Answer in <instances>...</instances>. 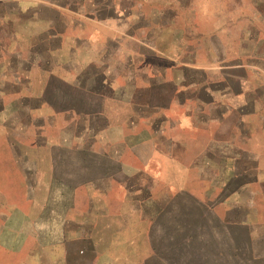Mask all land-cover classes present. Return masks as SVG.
Masks as SVG:
<instances>
[{
    "label": "crops",
    "instance_id": "1",
    "mask_svg": "<svg viewBox=\"0 0 264 264\" xmlns=\"http://www.w3.org/2000/svg\"><path fill=\"white\" fill-rule=\"evenodd\" d=\"M181 1L0 0V152L19 163L26 199L35 170L24 161L29 149L53 147L106 159L84 168L91 178L52 181L58 190L47 202L59 205L53 210L52 220L58 221L53 248L64 246L63 258L66 244L77 238L92 254L89 264H140L146 259L169 264L163 247L171 242L154 243L160 237L158 219L165 214L152 190L157 180L115 179V172L138 169L120 164L118 148L117 160L108 159V141L119 140L122 129L131 134L124 139L138 138L139 126L147 129L143 139L149 141L151 158L165 163V173L196 170L197 181H207L211 188L203 202L183 191L189 186L184 180L165 182L166 190L179 187L198 209L207 204L211 215L228 203V216L220 221L228 228L241 227L248 241L258 228L252 197L241 195L264 185V38L251 31L235 37L234 22L220 13L216 21L200 25L193 19L191 0ZM180 16L184 27L174 24ZM194 138L200 146L189 153ZM97 145L103 147L100 152ZM178 150L191 160L176 162ZM238 156L251 163L238 164ZM158 170L163 172L160 164ZM110 188L124 192L117 210L120 226L105 243L93 231L98 230L96 217L109 215V207L97 201L100 207L93 208L92 203ZM79 189L92 194L80 220L74 206ZM144 222L147 234L141 229ZM262 230L257 238L264 237ZM142 231L148 247L143 256L133 250ZM235 243L230 240L233 259L241 251ZM248 247L243 251H251Z\"/></svg>",
    "mask_w": 264,
    "mask_h": 264
},
{
    "label": "rangeland",
    "instance_id": "2",
    "mask_svg": "<svg viewBox=\"0 0 264 264\" xmlns=\"http://www.w3.org/2000/svg\"><path fill=\"white\" fill-rule=\"evenodd\" d=\"M184 2L189 4V0L181 1V3ZM121 3L124 2L121 1ZM191 4H193V19L200 25L204 23L208 25L213 20L216 21L218 19L216 14L220 13L221 17L225 18L226 16L234 22L235 28L232 30V35L235 37L239 38L245 31L247 33L251 31L253 36L264 38V0H191ZM141 10L146 16L148 15V6L144 5ZM174 24L184 27L185 18L180 16ZM136 129L135 133L138 138L124 139L131 134L127 132L128 130L122 131V129L119 132V140L114 138L108 141L109 152L114 155H110L108 159L117 160L115 152L120 149V164L129 169H138L135 172H115V179L120 181L133 179L145 183L157 180V187L152 189L155 195L153 196L157 198L159 206L165 210V214L158 219L156 234L159 232L160 237L156 239L157 241L154 239V243L157 242V246L160 243L165 245V242H170L168 234L174 237L170 240L175 243V251L172 250L170 244L166 243L167 246L163 247L167 249L164 254L169 257V264H173V262L175 264H264V237H258V239L256 236V232H260L262 229L264 232V185L253 187L252 195L246 193L241 195L242 199H246L247 196L252 197L253 221L258 224V228H254L251 233L252 241H248L244 239V230L241 227L230 226L228 228L224 225L226 222L220 221L219 218L228 216L230 208L228 203L215 208L212 211L213 215L207 209V204L204 208L201 207L202 210L197 208L192 199L203 202L207 198L208 191L211 190L209 183L207 181L198 182L197 178L200 175L196 170L183 175L175 170L165 173V163L151 158L149 141L143 139L144 135L148 134L147 129L144 126H139ZM101 142L103 143V141ZM199 144L200 142L194 138L188 146L189 153L197 149ZM102 148L101 145H97L95 150L100 152ZM68 153L53 147L29 149V154L25 156L24 161L28 162L30 169L35 170H33L34 182L28 192L29 199H26L27 195L23 192L25 186L22 185L19 163L17 164L15 158L10 161L0 152V229L11 231V235H1L3 232L0 233V264H51L54 260L64 261L62 264H89L92 254L89 253L84 241H79L76 238L67 243L68 252L64 258V246L60 244L58 248H53V231L58 223V221L52 220L53 210L59 208V205L52 204L51 201L47 202V197L53 196L58 190V188H52L53 180L64 182L72 178L77 180L91 178V173H86L85 169L91 165L105 164L106 159L99 155H84L79 152L69 155ZM191 158V155H180L179 150L176 152V156H173L176 162L182 163L190 161ZM242 162L251 163L249 157L238 156V164ZM159 164L163 172L158 170ZM7 167H10V172H6ZM98 173L96 171L92 175ZM128 174L134 176L131 177ZM241 174L243 175V173L237 172V175ZM181 180L189 185L188 189H183V191H186L192 199L186 196L185 198L179 187H170L168 190L164 187L165 182L167 184L170 181L181 183ZM129 189L141 195L147 194L143 188ZM61 190L62 194H67V189L61 188ZM123 192L118 188H110L107 193L103 194L106 197L93 200V208L100 207V203L109 207V215L96 217L98 230L93 231V233H99L105 243L108 240L110 242L114 230L120 226L121 221L117 216V210L120 208ZM91 196L92 194H87L85 190L80 189L75 194L74 206L78 212V220L85 218L84 213L90 206L87 200ZM44 199L45 203H42ZM97 201L100 203H96ZM188 215L189 217H187ZM107 226L108 228H106ZM147 226L148 224L144 222L141 227L142 230H145V234H147ZM146 238L142 231V236L138 237L139 241L134 245L135 254L136 252L142 256L145 254L148 249ZM230 240L231 244L232 241H235V245L238 247L249 245L248 249L251 248V251L246 253L241 248V251L236 252V257L231 258ZM102 248H106V245H103ZM123 248L124 245L120 243L119 250L121 251ZM157 252L159 253V251ZM114 253L116 254V252ZM105 255L108 254L105 253ZM113 255L110 254V257ZM251 256L254 257L251 258ZM136 261L134 260V262ZM139 262L140 264H159L155 263L153 259L140 260Z\"/></svg>",
    "mask_w": 264,
    "mask_h": 264
},
{
    "label": "trees",
    "instance_id": "3",
    "mask_svg": "<svg viewBox=\"0 0 264 264\" xmlns=\"http://www.w3.org/2000/svg\"><path fill=\"white\" fill-rule=\"evenodd\" d=\"M242 177H243V175H238V178H239V179H242ZM223 223H225V222H223ZM226 226H227V225H226ZM175 237H176V236H175ZM171 238H174V237H171V235L168 234V240H169L170 242H171V240H170ZM174 240H176V238H175ZM170 245H171L172 250L175 251V248H176L175 243L171 242ZM239 247H240V248H243L244 246L241 247V245H240ZM243 249H244V248H243ZM240 250H241V249H240ZM168 262H169V261H168ZM173 264H175V262H173Z\"/></svg>",
    "mask_w": 264,
    "mask_h": 264
}]
</instances>
